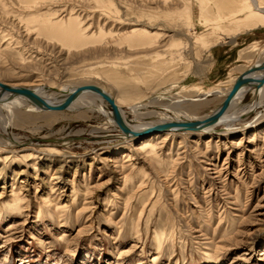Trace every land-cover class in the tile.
<instances>
[{
    "label": "rangeland",
    "instance_id": "374dc122",
    "mask_svg": "<svg viewBox=\"0 0 264 264\" xmlns=\"http://www.w3.org/2000/svg\"><path fill=\"white\" fill-rule=\"evenodd\" d=\"M208 1L227 12L236 0ZM6 4L14 14L0 13V28L11 30L25 51L40 47L43 61L26 59L27 64L21 65L3 53L1 81L20 76L19 84L28 86L103 88L117 99L131 125L135 113L129 106L134 103L145 106L138 113L144 118L156 113L174 117L167 106L190 115H209L224 99L203 93L220 89L224 94L248 66L264 59V30L240 28L210 51L188 44L181 49V58L165 48L148 52L121 41L132 28L125 24L145 21L139 10L172 14L180 7L176 0L166 4L162 0H101L102 10H115L107 17L94 10L98 5L94 0L49 1L33 5L36 9L30 11L17 10L16 0ZM63 7H74V12L81 9L78 14L83 11L80 20L89 33L103 28L111 34L80 51L67 50L41 35L25 36V16L50 9L56 11L52 17L61 18ZM197 13L195 6L194 21ZM165 25L160 33L185 45L210 32L195 24L186 37L182 27ZM253 46L259 50L248 53ZM156 51L163 55L160 60L145 55ZM192 87L201 91L187 93ZM186 94L193 96L191 101L182 100ZM253 101L248 94L239 108ZM191 104L198 107L192 111ZM76 110L25 114L21 109L25 116L18 117L0 109V140L35 144L27 150L12 148L11 160L0 164V264H264V109L241 119L225 135L156 141L161 159L170 151L181 153L168 176L137 150L138 143L120 139L119 131L105 124L107 117L80 115ZM256 112H261L259 118ZM42 138L66 145L50 150L37 145ZM24 152L38 158L24 160ZM138 179L147 184L138 187ZM149 183L154 195L142 203L137 198ZM12 192L24 198L21 213L6 208ZM157 195L160 202L149 213ZM169 220L177 227L157 253L153 234Z\"/></svg>",
    "mask_w": 264,
    "mask_h": 264
},
{
    "label": "bare ground",
    "instance_id": "6f19581e",
    "mask_svg": "<svg viewBox=\"0 0 264 264\" xmlns=\"http://www.w3.org/2000/svg\"><path fill=\"white\" fill-rule=\"evenodd\" d=\"M49 1H58L63 4H69L71 2L83 1V0H16L17 2V10H24L30 11L36 9L32 7L33 5H37L38 3H46ZM98 2V5L94 7L97 13H101L102 17H107L111 15L112 8H110V13L108 11L101 9V0H94ZM180 7L176 8V11L172 14H160L155 10H139L140 16L142 13L141 19L144 17V22H139L135 20L133 23L132 21L129 24L131 26V30L127 32L121 41L128 45L129 48H137L143 51H154L153 49H166L170 51L171 55H174V52H177L181 58V49L188 44L193 46H200L204 50H211L214 48H218V44L220 43L219 40L225 37L229 39V37L236 35L240 28L244 29L245 31H260L264 30V0H236L234 7H232L227 12L221 9V6L217 5L216 3L210 4L208 0H176ZM215 1V0H214ZM164 4L168 2V0H162ZM216 2V1H215ZM234 2V1H233ZM16 5V4H15ZM196 6L198 13L197 19L194 21V7ZM63 15L61 18L52 17L56 15V11L48 9L47 12L39 13L35 11L34 13H30L23 18L25 27H24V34L25 36H31L35 34L37 36L41 35L58 45L66 48L67 50H74L80 51L87 49L89 45L100 43L106 35L111 34V32H105L103 28L98 29V32L89 33L88 27L84 28V22H81V11L79 14L78 12L81 9H78V12H74L75 8L71 7L70 9L67 7H63ZM117 11V10H116ZM0 13L5 15L14 14L11 9L8 8L6 4V0H0ZM46 13V14H45ZM243 16V17H242ZM55 18V20H54ZM13 21H18L15 17ZM165 23H171L172 25L180 26L184 29L186 37H188L187 32L191 28L198 24L201 27L209 28L210 32L208 34H202L199 36L190 39V41L185 45L181 40H175L169 35L165 33H160L162 31L161 27H165ZM229 25H233L232 29H228ZM11 27H13L11 25ZM15 28V25H14ZM17 28V27H16ZM20 28V27H19ZM19 31V29H17ZM167 31V30H166ZM167 39V42L165 40ZM92 45V46H93ZM259 50L258 47H251L248 53H255ZM3 53H8L13 56V58L21 65H26V59H30L29 61H34L35 63L41 64L42 53L40 54V47H36L35 51H25L22 42L18 41L12 34L11 30L7 28H0V71H1V60L4 61L2 55ZM145 55H152L151 57L157 61L160 60L163 55L156 51L152 54H145ZM8 56V55H7ZM264 62V59L256 64L248 66V70L252 67L260 66ZM18 64V65H19ZM1 74V73H0ZM7 74V73H6ZM11 76L13 74L9 73ZM2 75V74H1ZM264 76V71H259L254 74H251L250 77L252 79H261ZM8 77V76H7ZM23 77V76H22ZM20 76L16 78L8 77L6 81H1L0 84L2 86L8 87V90H3L0 87V109L4 108L7 110V114H12L14 116H25V112L27 113H57L62 112L59 110L53 111H44L41 110L39 107L35 106V104L28 99L27 97L23 96L22 94L18 93L17 91L23 89L31 92L35 97L44 101L49 105H57L65 100V98L72 93L77 88H83L88 86H80V87H73L69 88L65 86L63 88H55L52 86H45L42 84L39 85H24L19 84ZM35 82H38L36 80ZM256 84V83H255ZM234 85V83H233ZM232 85V87H233ZM232 87L227 90L224 94L222 91L218 89L206 91L203 94L205 96H209L210 94H218L222 95L223 99L231 91ZM59 89V90H58ZM107 95H109L114 104L120 111L121 117L125 122L126 126L131 129L136 135L134 134H126L119 129V127L114 123L112 118V111L106 101H104L101 97L85 92L81 96H79L71 106L63 111H72L73 109H77L81 111L80 115L86 114L93 116L95 114L99 116L107 117L105 123L107 126H112L113 128L119 131L120 139L129 142H136L140 146L137 149L138 151L142 152L145 156L151 158L155 165L161 170V172L165 175H169V169L179 160H181L180 156L181 153H178V150L175 154L171 151L166 155V159L160 158V151H156L157 143L156 141L162 139V144L167 141L168 138H175V137H185L187 135H196L197 137H208L212 138L214 136L225 135L234 131L236 123H239L241 119L245 121L246 117L251 115L256 110L264 109V84L261 86H244L242 87L237 94L233 97L229 107L224 112V114L218 119V121L212 125H203V123L214 115L217 110L219 109L220 105L224 100L219 103V106L216 110H214L211 114L200 117L195 115H190L184 111H181L179 108H174L172 106H167L166 108L170 109L174 117L169 116L167 113L163 114H152L146 116V118L140 116L139 111H141L145 106L141 105L140 103H134L129 106L130 112L135 113L134 117V124H128L126 121L125 113L121 109L119 102L117 99L113 98L110 93L105 91L103 88H98ZM55 90L59 94L55 93ZM187 90V89H184ZM196 93L201 91L199 87H192L189 88L186 92L188 93ZM251 94L254 97V101L251 105L245 108H239L242 105L243 100L245 97ZM211 96V95H210ZM186 98L182 99L183 101H191L189 94L185 95ZM181 100V101H182ZM178 106V105H176ZM109 107V109L107 108ZM198 107V104H191L190 110L193 111ZM21 109H24V113L22 114ZM179 109V110H178ZM76 110V111H77ZM169 111V110H167ZM264 111V110H263ZM171 113V114H172ZM195 112H192L193 114ZM264 112H256L255 117H260L259 115L263 116ZM9 115V116H10ZM11 117V116H10ZM9 118V117H8ZM15 118V117H14ZM255 119V118H254ZM253 119V120H254ZM242 120V121H243ZM258 120V119H257ZM172 123H201L203 128L200 131H186L182 130L180 127H170L167 131H162L161 128L164 125L172 124ZM254 122H250L252 125ZM104 124V125H105ZM102 130H106V128H98ZM4 130V129H3ZM77 137V136H76ZM9 139V138H7ZM28 144V143H21L18 139H11V140H0V164L8 163L11 160V149H17L19 147L22 149H29L35 146V144ZM161 142V141H160ZM38 146L47 147L50 150H54L56 147L65 146L66 144L60 143L57 139L51 138H42L37 141ZM68 145V144H67ZM52 148V149H51ZM256 151V150H254ZM252 151V152H254ZM1 153H7L6 155H1ZM25 153V152H24ZM183 153V152H182ZM26 154V153H25ZM120 152L118 151L116 155H119ZM24 156V160L30 161L35 160L38 157L33 153H27ZM184 158V156L182 157ZM123 169V167L121 168ZM126 178V177H125ZM140 181L138 187H142L146 185L145 179H138ZM131 182V181H130ZM150 185L147 187V191H143L137 200L144 203V201L149 197L151 198L154 195L153 191V183H149ZM126 186V185H125ZM19 194L16 192H12V202H8L6 204V208L10 213H21L22 209L24 208V198L20 197ZM160 195V194H159ZM157 195L154 199V203L150 208V212L152 213L155 209L154 207L159 204L160 196ZM177 195V194H175ZM26 207V206H25ZM41 210V208H39ZM169 213V212H168ZM61 217V216H58ZM235 219H232L231 223H234ZM176 225L173 221H167L165 225L160 228L159 230L155 231L153 234V240L156 246V252H160L162 250V243L165 240L172 238L174 235V231L176 229ZM228 228V227H227ZM227 232V230L225 229ZM225 232V233H226ZM215 232L213 233L214 236Z\"/></svg>",
    "mask_w": 264,
    "mask_h": 264
},
{
    "label": "water",
    "instance_id": "95a60500",
    "mask_svg": "<svg viewBox=\"0 0 264 264\" xmlns=\"http://www.w3.org/2000/svg\"><path fill=\"white\" fill-rule=\"evenodd\" d=\"M259 71L260 72L264 71V62L260 66L252 67L251 69L242 73L236 79L231 91L226 96V98L224 99V101L220 105L217 112L214 115H212L210 118H208L203 123V125L204 124L205 125H212V124L216 123L218 121V119L224 114V112L229 107L233 97L237 94V92L242 87H244V86H255V85L261 86L262 84H264V76L261 79H252L250 77L251 74H254V73L259 72ZM0 87L3 90H8V87L2 86L1 84H0ZM17 92L22 94L23 96L27 97L28 99H30L35 104V106L39 107L41 110H44V111H53V110L63 111V110L68 109L71 106V104H73V102L79 96H81L83 93L89 92V93L95 94V95L101 97L104 101H106L108 103V105L112 111L113 121L119 127V129L126 134L136 135V133H134L131 129H129L126 126L125 122L123 121V119L121 117L119 109L114 104L113 99L109 95H107L106 93H104L103 91H101L98 88H95V87L77 88L72 93H70L65 98V100L63 102H61L57 105H49V104L45 103L44 101L35 97L31 92H29L27 90L21 89ZM201 125H202L201 123H172V124H167V125L162 126L161 130L167 131L170 127H180V128H182V130H186V131H200L203 128V126H201Z\"/></svg>",
    "mask_w": 264,
    "mask_h": 264
}]
</instances>
